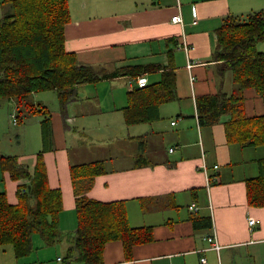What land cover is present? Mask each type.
<instances>
[{
    "label": "crops",
    "instance_id": "0c3cea01",
    "mask_svg": "<svg viewBox=\"0 0 264 264\" xmlns=\"http://www.w3.org/2000/svg\"><path fill=\"white\" fill-rule=\"evenodd\" d=\"M68 1V53L108 73L161 68L144 75L148 84L159 82L163 71L171 69L177 98L160 107L159 120L135 125H127L124 116L128 94L139 88L131 75L85 84L78 89V100L65 108L50 109L39 93L26 101L34 105V113L14 99H0L1 153L17 157L32 174L42 156L49 187L63 195L64 234L77 229L71 167L102 164L104 172L86 196L103 203L125 202L131 226L149 227L153 234L151 242L135 246L130 255L122 242H109L104 264H202V258L206 264H264V207L249 205L246 185L261 173L264 145L229 144L227 118L202 125L197 111L198 98L234 90L232 73L222 74L215 56L218 29L229 19L264 15V0ZM179 14L183 23H173ZM258 50L264 52V41ZM243 94L246 116H264L257 92ZM45 117L51 120L52 145L43 152ZM23 183L0 164V193L10 204L18 203ZM193 204L196 212L190 211ZM197 218L210 219L211 227H195ZM249 218L257 221L253 229ZM209 237H215L219 250ZM70 243L47 246L36 234L34 251L26 258H17L12 246L0 247V264H81L64 260Z\"/></svg>",
    "mask_w": 264,
    "mask_h": 264
},
{
    "label": "trees",
    "instance_id": "16d2710c",
    "mask_svg": "<svg viewBox=\"0 0 264 264\" xmlns=\"http://www.w3.org/2000/svg\"><path fill=\"white\" fill-rule=\"evenodd\" d=\"M5 12L0 27V99H14L18 106L31 108L26 102L34 93L55 91L65 108L78 100V89L119 76L142 77L159 71L158 67L117 70L108 73L81 64L66 50L65 28L71 21L68 0H4ZM264 41V15L251 13L244 19H229L217 31L216 59L220 71L232 73L231 95L218 93L197 99L198 119L202 125L224 121L229 144L243 147L264 145V116L248 118L244 91L254 89L264 101V52L258 44ZM176 80L171 69L162 79L128 94L124 108L127 125L154 122L160 119V107L176 100ZM43 152L51 149L52 126L49 117L41 122ZM0 164L15 181H23L18 190V203H9L0 193V247L12 246L17 258H26L34 251L33 236H41L47 246L65 239L71 247L65 261L81 264H104V251L109 242L123 243L127 255L137 245L153 240L149 227L135 228L129 221L126 203H103L89 199L86 193L94 180L104 172L101 163L71 167L75 189L77 229L64 234L60 228L63 195L51 189L42 156L35 171L19 163L17 157L0 151ZM261 173L246 182L248 203L264 207V160ZM194 226L210 228V219H194Z\"/></svg>",
    "mask_w": 264,
    "mask_h": 264
},
{
    "label": "built area",
    "instance_id": "2783aa9c",
    "mask_svg": "<svg viewBox=\"0 0 264 264\" xmlns=\"http://www.w3.org/2000/svg\"><path fill=\"white\" fill-rule=\"evenodd\" d=\"M172 22L175 23V24H182L183 23V19H182L181 15L179 14V15H176L175 17L172 18ZM185 49L188 50L187 44L185 46ZM136 83H137L139 88H144V87H146L148 85V79L145 76L138 77ZM13 122L15 124L17 123V117L16 116H13ZM215 169H218V166H215ZM190 211L196 212L197 211V207L193 204L190 207ZM248 223H249V227L251 229H253L257 225V221L254 218H249L248 219ZM208 240L212 244L213 249H216V250L220 249L219 245L217 244V242L215 240V237H209ZM201 263L202 264H206V259L202 258L201 259Z\"/></svg>",
    "mask_w": 264,
    "mask_h": 264
},
{
    "label": "rangeland",
    "instance_id": "374dc122",
    "mask_svg": "<svg viewBox=\"0 0 264 264\" xmlns=\"http://www.w3.org/2000/svg\"><path fill=\"white\" fill-rule=\"evenodd\" d=\"M259 49L262 50L261 47H259ZM38 95H39V97L44 96L43 98L47 102V105H48V107L50 109L53 108V106L62 107V104H61V102H60V100L58 98V95L55 92H53V91H45V92L39 93ZM37 97L38 96H36V98ZM53 101H54V103H53ZM65 240H67V239H65Z\"/></svg>",
    "mask_w": 264,
    "mask_h": 264
}]
</instances>
